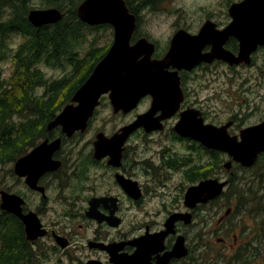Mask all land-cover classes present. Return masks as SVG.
<instances>
[{
	"label": "flooded vegetation",
	"instance_id": "obj_1",
	"mask_svg": "<svg viewBox=\"0 0 264 264\" xmlns=\"http://www.w3.org/2000/svg\"><path fill=\"white\" fill-rule=\"evenodd\" d=\"M208 19L216 24V29L222 30L230 23L231 16L227 11L224 18L218 21L208 17L196 30L185 26L175 28L162 48L154 41L156 50L153 58L161 59L167 53L178 30L185 29L192 34H198ZM224 47L237 54L239 41L230 36ZM212 48V44H207L202 52H210ZM259 53L264 55V45L253 52L251 64L256 62ZM220 65H225L234 72L238 67L244 66L230 65L226 61L216 59L211 63L201 62L192 70H178L180 87L184 94L179 110L169 117L160 118L158 123L162 128L151 132H147L143 127L134 130L119 147L120 152L118 147L109 146L106 154L96 155L97 134L104 132L110 138L118 129L132 123L139 114L149 110L153 100L151 95L143 97L138 106L128 113H113L114 116L129 118L111 131L96 128L87 139L80 140L84 133L90 131L97 115L96 109L84 132L76 131L71 137H67L61 127L50 131L47 129L48 135L40 138L36 145L28 147L24 155L29 154L45 140L52 142L61 138V146L52 156L53 160L60 162L57 169L45 171L33 188L27 181L28 174L20 177L15 173V161L12 166L13 174L24 184L25 190L15 191L10 187L2 189L22 197L24 213L34 212L39 220V230L45 231L43 235L30 239L26 224L19 219L24 234L23 247L26 258L23 264H128L127 258L134 255L143 243L149 250L147 248L148 252L142 255L141 264H157L159 258L173 249L180 236L185 238L188 255L171 258L167 264H191L193 249L189 230L192 231L195 226L205 230L206 207L217 203L222 195L208 203H199L190 208L185 204L186 192L190 186L207 178L230 181L229 174L235 163L231 170L225 167L223 169L224 163L230 159L227 154L224 157L223 152L178 133L175 126L181 119V113L196 108L202 111L206 123L219 126L232 121L229 127L231 134H239L242 128L264 120V115H260V119L245 124L238 112H235L228 116L226 121H212L208 119L209 111L206 107L194 103L196 101L192 100L193 96L199 95L202 89L212 83L213 78L222 75L218 68L213 69ZM175 70L176 68L170 66L169 71ZM195 82L200 87H194ZM107 97L108 95L103 96L102 101ZM143 103L145 107L142 109ZM109 105L112 107L111 103ZM163 115L162 110L155 113L157 118ZM222 158L226 159L225 162ZM223 170L228 174L224 179ZM31 195L36 198L30 201ZM50 203H54L56 211L47 210ZM228 209L230 212L227 214L226 211L225 216L218 219L219 223L232 214V208ZM186 213H192L191 221L186 223L183 218L176 220L174 231L165 235L163 249L152 251L150 242L146 239L165 231L166 223L174 214L183 217L181 214ZM199 236L201 237V233ZM219 241L224 243L225 238L219 237ZM233 243L236 246L239 243L236 234Z\"/></svg>",
	"mask_w": 264,
	"mask_h": 264
},
{
	"label": "water",
	"instance_id": "obj_2",
	"mask_svg": "<svg viewBox=\"0 0 264 264\" xmlns=\"http://www.w3.org/2000/svg\"><path fill=\"white\" fill-rule=\"evenodd\" d=\"M77 13L79 19L89 25H111L113 42L95 65L91 75L75 91L71 101L48 123V131L61 127L67 137H71L76 131L84 132L105 95L109 97L114 114L128 113L146 95L153 97L148 111L139 114L132 123L118 129L110 138L104 132L97 134L96 155L100 156L108 152L109 146L118 147L120 152L119 147L137 128L143 127L147 132L162 128L158 123L160 118L169 117L179 110L184 94L178 70H192L201 62L211 63L216 59L230 65H250L253 52L264 45V0L232 2L228 9L231 21L222 30L216 29V24L210 19L206 20L198 34L185 29L178 30L169 50L161 59L153 58L156 44L146 36L132 42L137 28V15L131 11L126 0H83ZM63 16V12L56 7L34 8L28 13L29 21L35 26L56 23ZM230 36L239 41L237 54L224 47ZM207 44H212L213 48L210 52L203 53L202 49ZM170 66L176 70L169 71ZM158 110L164 113L159 118L155 117ZM231 125L232 121L219 126L206 123L201 110L190 108L181 113L175 130L183 136L201 141L209 148L226 153L230 157L224 163L227 170H231L234 163L243 167L254 166L260 154L264 153V120L242 128L239 134L229 132ZM60 146L61 138L52 142L43 141L29 154L16 160L15 173L20 177L28 174L27 181L34 188L45 171L55 170L60 166L59 161L52 159ZM228 182L219 178H207L190 186L185 196L186 206L194 208L199 203L215 200L222 195ZM0 195V208L13 213L26 224L28 238L35 239L45 233L44 230H39V220L34 212L24 213L22 197L5 190L0 191ZM229 212L230 209L226 213ZM181 215L183 217L180 214L171 216L165 231L146 239L150 242L152 251L163 249L165 235L174 231L176 220L183 218L188 223L192 219V213ZM142 245L134 255L127 258L126 263H143L142 255L149 248L146 244ZM188 252L185 238L180 236L173 249L159 258L157 264H167L171 258L185 257Z\"/></svg>",
	"mask_w": 264,
	"mask_h": 264
},
{
	"label": "trees",
	"instance_id": "obj_3",
	"mask_svg": "<svg viewBox=\"0 0 264 264\" xmlns=\"http://www.w3.org/2000/svg\"><path fill=\"white\" fill-rule=\"evenodd\" d=\"M82 1L40 0L34 6L33 0H0V168L9 166L13 173L12 164L49 134L47 124L71 101L113 42L111 25L93 26L79 19L77 8ZM163 1L126 0L137 15L133 41L141 36L150 39L141 29L140 10ZM48 7L60 9L63 18L42 26L29 21L31 9ZM10 57L12 72L6 75L3 63ZM42 65L68 71L51 77ZM232 172L228 188L235 184L242 198L259 199L258 192L264 188V154L249 168L235 163ZM262 221V231L253 244L238 250L249 252L236 254L227 264H264V214ZM23 242L19 218L0 208V264H23Z\"/></svg>",
	"mask_w": 264,
	"mask_h": 264
},
{
	"label": "rangeland",
	"instance_id": "obj_4",
	"mask_svg": "<svg viewBox=\"0 0 264 264\" xmlns=\"http://www.w3.org/2000/svg\"><path fill=\"white\" fill-rule=\"evenodd\" d=\"M39 1L33 0L34 6L38 5ZM234 1L238 0H165L161 4H153L154 6L151 5L140 10L141 29L162 48L167 44L175 28L185 26L196 30L208 17L217 21L221 20ZM41 67L51 77L62 76L68 71V69L49 68L44 65ZM3 68L6 75L11 74V57L3 63ZM216 68L221 71L222 75L213 78L212 83L202 89L199 95L193 96L192 100L196 101L194 103L197 106L206 107L209 111L208 119L212 121H226L227 117L235 112H238L245 124L260 119V115H264V55L259 53L254 64L240 66L235 72L229 70L225 65L213 69ZM193 86L200 87L196 82L193 83ZM41 90L39 89L40 93H42ZM109 104L108 97L104 98L101 106L97 108V115L91 124L90 131L84 133V137L80 140L87 139L96 128L111 131L129 118V116H114L113 109ZM144 107L145 103L141 108ZM241 173L238 170V174L241 175ZM222 176L224 179L228 174L223 170ZM9 187L15 191L23 192L25 190L24 184L15 178L10 167L4 166L0 168V190ZM234 188L235 184L226 189V195H223L217 203L206 207L205 230L199 226H195L192 231L189 230L190 239L192 238L191 248L193 249L191 264H227L232 262L236 254L249 252L245 248L238 250L246 243L253 244V240L261 233L264 188H260L258 192L259 199L242 198ZM33 198L36 197L31 195L30 201ZM53 204L47 205L48 211L57 210ZM229 207L233 210L232 214L230 213L222 223H219L218 219L225 216ZM216 229L218 230L216 231ZM235 234L239 238L238 247L233 243ZM219 237L225 238V242L221 243Z\"/></svg>",
	"mask_w": 264,
	"mask_h": 264
}]
</instances>
